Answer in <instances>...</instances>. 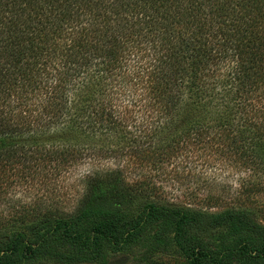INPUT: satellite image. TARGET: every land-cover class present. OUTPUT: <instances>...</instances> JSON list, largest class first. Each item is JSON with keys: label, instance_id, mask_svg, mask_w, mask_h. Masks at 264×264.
Wrapping results in <instances>:
<instances>
[{"label": "trees", "instance_id": "trees-1", "mask_svg": "<svg viewBox=\"0 0 264 264\" xmlns=\"http://www.w3.org/2000/svg\"><path fill=\"white\" fill-rule=\"evenodd\" d=\"M211 146L264 174V0H0V165L121 163L0 234V264H264L250 212L168 205L142 174Z\"/></svg>", "mask_w": 264, "mask_h": 264}, {"label": "rangeland", "instance_id": "rangeland-1", "mask_svg": "<svg viewBox=\"0 0 264 264\" xmlns=\"http://www.w3.org/2000/svg\"><path fill=\"white\" fill-rule=\"evenodd\" d=\"M119 165L121 163L117 160L86 159L62 167L56 175L40 166L23 172L20 165H13L12 168L0 165V234L12 235L38 221L40 214L46 210L61 214L72 212L82 197L87 177ZM127 173L131 181L137 179V174L141 172L129 167ZM142 174L152 177V183L163 203L211 213L241 209L250 212L264 226V174L255 173L240 160L215 146L195 153L184 152L163 168L160 174L151 171ZM212 232L206 233L204 237L218 246L221 241L227 243L235 238L229 226ZM31 264L47 262L40 259ZM109 264L134 263L130 253L111 252ZM154 264L183 262L173 255L161 254Z\"/></svg>", "mask_w": 264, "mask_h": 264}]
</instances>
